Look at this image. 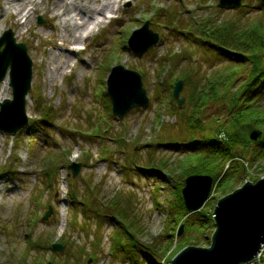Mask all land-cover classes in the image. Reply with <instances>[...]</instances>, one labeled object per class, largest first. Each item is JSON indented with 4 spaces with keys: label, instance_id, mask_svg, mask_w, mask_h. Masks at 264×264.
Instances as JSON below:
<instances>
[{
    "label": "rangeland",
    "instance_id": "374dc122",
    "mask_svg": "<svg viewBox=\"0 0 264 264\" xmlns=\"http://www.w3.org/2000/svg\"><path fill=\"white\" fill-rule=\"evenodd\" d=\"M217 1L0 0V35L8 28L13 31L15 40L26 45L32 68L25 104L29 124L13 136L0 131V264L162 263L169 262L182 240L209 244L211 225L203 233L183 231L161 251L168 244L167 234L177 227L170 220L185 177L177 175V161L186 145L166 142L188 137L183 119L192 112L186 85L223 66L184 32L188 22L235 10L220 12ZM111 8L103 14L112 17H104L102 12ZM76 14L83 21L91 16L100 20L79 44L74 43ZM146 19L159 38L138 58L126 47V39ZM115 64L136 70L149 98L122 119L111 117L104 93ZM185 75L191 80H183ZM176 79L185 85L179 105L171 97ZM5 81L0 83L3 98L11 97ZM216 105L208 103L204 111ZM44 112L48 116L42 121ZM256 162L247 172L264 176L256 172L261 167ZM71 163H80L75 176L67 167ZM244 181L238 179L227 192H213L202 207L213 202V210L219 195ZM52 243H60L61 250H52ZM149 248L157 249L154 253Z\"/></svg>",
    "mask_w": 264,
    "mask_h": 264
},
{
    "label": "trees",
    "instance_id": "16d2710c",
    "mask_svg": "<svg viewBox=\"0 0 264 264\" xmlns=\"http://www.w3.org/2000/svg\"><path fill=\"white\" fill-rule=\"evenodd\" d=\"M193 22L185 32L186 36L204 51V55L223 66L212 74L201 76L195 83L188 75L183 78L191 80L186 86L190 89L187 100L192 114L183 119L189 133L184 139V155L177 161L181 171L177 175L208 173L213 177L214 193H224L232 189L238 179L258 180L259 176L246 170L254 161H257L255 167L261 166L255 169L256 172L264 173V0H247L223 17H203ZM208 103L218 104L207 112L204 109ZM47 116L44 112L42 121ZM252 130L259 133L258 139L249 138ZM167 143L180 146L179 141ZM161 165L165 166V163ZM49 174L53 176L52 171ZM215 197L213 194L212 198ZM70 198L74 199L72 195ZM175 198L177 210L170 221L177 227L167 234L168 244L162 252L167 251L178 235L180 224H183V231L191 229L203 233L209 225L214 229L213 202L200 210L188 211L179 191ZM117 220L121 221V217ZM182 242L172 250L168 260L187 244L185 240ZM149 249L155 253L157 248ZM148 263L160 264L152 260ZM162 264H168V261L163 259Z\"/></svg>",
    "mask_w": 264,
    "mask_h": 264
},
{
    "label": "water",
    "instance_id": "95a60500",
    "mask_svg": "<svg viewBox=\"0 0 264 264\" xmlns=\"http://www.w3.org/2000/svg\"><path fill=\"white\" fill-rule=\"evenodd\" d=\"M241 0H218L220 7H238ZM39 21H41L39 19ZM158 40L157 32L148 28V21L136 28L127 39V45L140 57ZM2 47V48H1ZM11 88V97L0 101V131L14 135L27 123L25 111L26 95L31 85V58L26 45L16 42L13 31L8 28L0 35V82L6 77ZM106 93L111 102V110L121 118L129 109L145 105L148 101L142 85L141 75L122 64L113 65L106 77ZM182 81L173 86V96L179 98ZM259 133L252 130L249 137L257 139ZM79 163L67 167L75 176ZM212 184L209 174H189L184 178L181 195L188 210H197L208 198ZM47 211L43 218L49 215ZM212 217L215 229L207 246L188 245L178 250L169 264H246L258 253L264 242V177L256 181H245L240 187L219 198ZM182 230V226L178 233ZM52 250H61V245L53 243ZM43 264H51L46 262Z\"/></svg>",
    "mask_w": 264,
    "mask_h": 264
},
{
    "label": "bare ground",
    "instance_id": "6f19581e",
    "mask_svg": "<svg viewBox=\"0 0 264 264\" xmlns=\"http://www.w3.org/2000/svg\"><path fill=\"white\" fill-rule=\"evenodd\" d=\"M93 1H97V0H93ZM107 10V11H106ZM111 12L113 11V8L111 9H105V11L102 12V15H104L103 13H106V12ZM27 11L25 12V15H27ZM98 14H100L98 12ZM78 15L76 14V16L73 17V22L76 24V23H79V25L77 26V28H75L74 30V33H76L75 35V42L74 43H77L79 44V39L85 35L86 33H89L95 26H97L98 22L100 21L99 20V16H96V17H90L89 19H87L86 21H83L81 19V17H77ZM105 17V15H104ZM79 19V20H78ZM78 20V21H77ZM80 23H82V25H80ZM82 27V28H81ZM80 46V45H79ZM78 47V46H77ZM81 48V46H80ZM6 81H3V83H5ZM4 95L3 94H0V100L3 99ZM252 181V180H250Z\"/></svg>",
    "mask_w": 264,
    "mask_h": 264
},
{
    "label": "built area",
    "instance_id": "2783aa9c",
    "mask_svg": "<svg viewBox=\"0 0 264 264\" xmlns=\"http://www.w3.org/2000/svg\"><path fill=\"white\" fill-rule=\"evenodd\" d=\"M264 255V244L261 246L260 251L256 255V262L259 261V258Z\"/></svg>",
    "mask_w": 264,
    "mask_h": 264
}]
</instances>
